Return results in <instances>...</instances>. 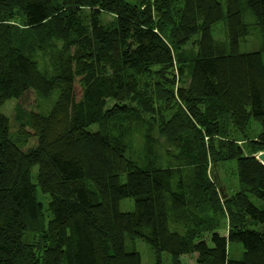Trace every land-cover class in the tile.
<instances>
[{"label":"trees","instance_id":"1","mask_svg":"<svg viewBox=\"0 0 264 264\" xmlns=\"http://www.w3.org/2000/svg\"><path fill=\"white\" fill-rule=\"evenodd\" d=\"M27 92L55 101L25 149L0 110V264H141L136 239L151 264H264V130L237 137L264 120V0H0V109ZM226 162L230 196L209 174Z\"/></svg>","mask_w":264,"mask_h":264},{"label":"rangeland","instance_id":"2","mask_svg":"<svg viewBox=\"0 0 264 264\" xmlns=\"http://www.w3.org/2000/svg\"><path fill=\"white\" fill-rule=\"evenodd\" d=\"M103 23L108 24L111 23L112 18L103 15L102 16ZM214 38L216 41L221 42L224 39V30L220 25L216 26L213 30ZM258 47V42L256 38H249L246 42V47H243L242 44L240 49L244 52L250 50H256ZM247 50V51H246ZM48 59L43 58L42 56L38 57L37 63L39 66H44L48 64ZM180 87H187V84L184 85L181 82H177L175 85ZM80 96V89L77 84L74 86V97L75 99ZM55 101V96H51L48 99L40 98L36 96L32 92H27L21 99L15 100L11 99L6 101L1 107V113L8 118L11 122L13 131L12 134L18 135L21 130H23L24 134L27 133L28 137L24 138L20 134L18 135L17 142L18 145L25 149L34 144V139L30 137L32 134L31 130L26 128L24 125H27L28 116L31 112H41L47 114L53 106ZM177 103V102H176ZM21 129V130H20ZM264 130V120L261 121H250L247 130L244 133L237 134L239 140L244 139V143L248 140H252L259 133ZM26 135V134H25ZM144 135V134H143ZM152 137L156 140L157 150L160 149V152L163 151L165 146V138L161 133V129L155 128L151 133ZM137 147L140 146L139 138H135ZM174 148H169V153H171ZM177 153V151H176ZM258 155V154H257ZM255 155V156H257ZM164 163L169 164L170 167L179 168L180 171H187L184 174L188 175L190 173V168H187L182 161H177L170 158H164ZM187 168V169H185ZM209 174L216 175L215 180L217 182V187L220 189V194H224L225 196L232 195L237 188V178L235 173V166L233 162H226L217 166L216 170L210 169ZM37 199L40 203L43 204L44 208H47V203L49 201L48 197L43 196L40 192L37 193ZM132 207L131 201H123L120 203V210L126 211L127 208ZM169 223L171 227H176L177 229H181L183 227L182 222H176L173 220V216H169ZM217 231L221 234H226L227 232V219L222 218L217 220ZM134 247L136 252L140 255L141 264H151L154 262V254L151 248L142 240L136 239L134 241ZM229 256L233 258H239L242 254V249L240 245L234 243L229 244L228 246ZM162 264H172L171 258L166 254L161 256ZM178 264H194L193 256H183L180 258V262Z\"/></svg>","mask_w":264,"mask_h":264},{"label":"water","instance_id":"3","mask_svg":"<svg viewBox=\"0 0 264 264\" xmlns=\"http://www.w3.org/2000/svg\"><path fill=\"white\" fill-rule=\"evenodd\" d=\"M255 159L261 163L262 165H264V152L259 153L257 156H255Z\"/></svg>","mask_w":264,"mask_h":264}]
</instances>
